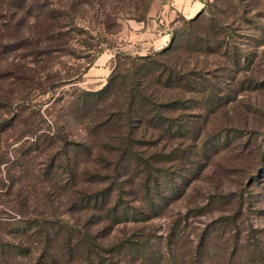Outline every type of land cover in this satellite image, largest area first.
I'll return each instance as SVG.
<instances>
[{"label":"trees","instance_id":"1","mask_svg":"<svg viewBox=\"0 0 264 264\" xmlns=\"http://www.w3.org/2000/svg\"><path fill=\"white\" fill-rule=\"evenodd\" d=\"M94 1L98 0H62L63 4L58 5L53 0H0V175L1 166L10 162L8 147L18 144L14 154L19 152L20 156L14 166L27 175L32 171L28 170L33 168L35 154L45 160L40 170L44 173L51 171L55 163H67L74 194L70 210L75 214L83 209H106L112 199L123 203L125 186L133 188L136 184L138 194L155 212V201L164 200L161 178L166 180L171 195H177L180 187L174 184L176 179L183 178L186 186L191 183H187L189 177L198 173L201 160L196 154H185L182 142L199 138L205 129L191 118L194 112L206 111H202L198 100L203 104L217 100L212 106L222 103L215 96L208 67L211 57L229 54L230 37L212 11L199 13L173 32L168 45L157 53L131 56L118 51L101 89L77 90L73 85L79 70L66 69L62 60L77 59L73 42L88 34L79 20L83 19L84 5ZM151 3L138 0L142 7L137 6L134 12L140 13L139 22L146 19ZM98 16L104 32L116 34L115 16L103 9ZM103 41L80 42L88 51L94 49L98 53L87 60L83 73L102 54ZM66 84L71 85L73 92L59 106L64 100L59 89ZM48 95L53 100L56 121L43 131L40 112L33 109L26 114L25 110ZM77 124L83 132L79 140L70 136V125ZM9 130L13 132L8 136ZM191 147V143L186 144V148ZM70 150L77 157L68 160ZM180 162H185L182 167L189 166L180 170ZM179 170L180 176H172ZM22 174L19 179L25 177ZM77 174L83 177L81 182L76 181ZM8 179L11 184L0 192V197L13 195L4 203L22 214L30 207L27 197L22 199L27 193L24 188L13 192L15 178L8 175ZM5 181L0 178V191L6 187ZM112 208L108 210L110 216L118 217L122 208L116 203ZM57 222L54 221L57 226H63ZM23 224L25 233L20 230ZM25 235L50 241L48 230L37 220L0 218V264H20L18 258L24 255L31 259L33 246L25 244ZM63 247L69 256L70 244L66 242ZM44 253L58 260L49 250L44 249Z\"/></svg>","mask_w":264,"mask_h":264},{"label":"rangeland","instance_id":"2","mask_svg":"<svg viewBox=\"0 0 264 264\" xmlns=\"http://www.w3.org/2000/svg\"><path fill=\"white\" fill-rule=\"evenodd\" d=\"M53 1L63 4L62 0ZM137 6L142 7L138 0H98L84 5L79 24L88 34L73 42L77 59L62 60L66 69L79 70L74 89L93 92L101 89L113 67L115 49L139 56L130 54L117 36L128 23L139 22L140 13L134 12ZM100 9L115 16L116 34L104 32L103 21L98 16ZM208 11L213 12L229 34L230 50L226 57L220 53L209 59V80L222 103L212 106L217 100L204 104L198 100L202 111H206L190 114L195 124L205 129L199 138L182 142L185 154H196L201 160L197 175H191L187 181L191 183L186 186L183 178L176 179L174 184L180 187L177 195H171L166 180L161 178L164 200L155 201L158 204L155 212H151L150 204L138 194L136 184L133 188L125 186L123 203L112 199L106 209H83L75 214L70 210L74 194L67 163H55L51 171L44 173L40 170L45 160L35 154L33 168L28 170L32 171L27 175L14 166L20 156L14 150L19 145H10L7 149L10 162L1 166L0 175L7 181L6 187L0 192H5L11 184L10 175L12 180L15 178L13 192L24 188L27 194L22 199L27 197L30 207L20 214L4 203L13 195L1 196L0 218L37 220L50 235L48 243L25 235L23 240L25 244H32L34 255L30 260L25 255L19 257L20 264H264V159L261 160L264 153V0H222L221 4L218 0H204L202 9L190 19L199 13L206 15ZM190 19L178 18L172 34ZM102 39L100 44L104 50L99 64H93L91 71L83 73L87 60L98 53L94 49L88 51L80 42L95 44ZM160 50L148 51L143 56ZM106 56H111L108 61ZM73 88L66 84L59 89L64 95L59 106L68 101ZM52 101L48 95L25 110L26 114L33 109L40 112L39 125L43 131L56 121ZM70 128L73 139L82 138V126L70 125ZM12 132L7 131V135ZM7 142L10 144L11 140ZM188 143L192 149L186 148ZM67 156L68 160L77 157L71 150ZM60 157L63 161V156ZM182 165L185 162H180V170L189 166ZM180 170L172 176H180ZM20 173L25 177L19 179ZM77 175L76 181L81 182L83 177ZM115 203L122 208L116 218L108 212ZM54 221H60L64 227ZM24 224L20 230L25 233ZM66 242L71 246L69 256H66L67 250L66 254L62 251ZM44 249L58 260L46 256Z\"/></svg>","mask_w":264,"mask_h":264},{"label":"crops","instance_id":"3","mask_svg":"<svg viewBox=\"0 0 264 264\" xmlns=\"http://www.w3.org/2000/svg\"><path fill=\"white\" fill-rule=\"evenodd\" d=\"M203 3L204 0H154L144 21L128 23L117 36L130 54L143 56L168 43L178 18L190 19L202 9ZM115 50L118 52L121 48ZM102 55L95 60L94 65L99 64ZM110 57L106 56L105 60L108 61Z\"/></svg>","mask_w":264,"mask_h":264},{"label":"built area","instance_id":"4","mask_svg":"<svg viewBox=\"0 0 264 264\" xmlns=\"http://www.w3.org/2000/svg\"><path fill=\"white\" fill-rule=\"evenodd\" d=\"M166 45H167V43L162 44V45L159 47V49L164 48Z\"/></svg>","mask_w":264,"mask_h":264}]
</instances>
